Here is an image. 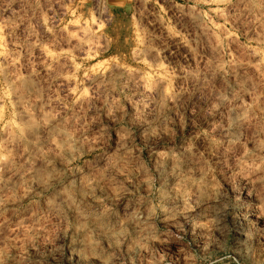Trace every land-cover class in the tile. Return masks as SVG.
I'll use <instances>...</instances> for the list:
<instances>
[{
	"label": "clouds",
	"instance_id": "obj_1",
	"mask_svg": "<svg viewBox=\"0 0 264 264\" xmlns=\"http://www.w3.org/2000/svg\"><path fill=\"white\" fill-rule=\"evenodd\" d=\"M0 264H264V0H0Z\"/></svg>",
	"mask_w": 264,
	"mask_h": 264
}]
</instances>
